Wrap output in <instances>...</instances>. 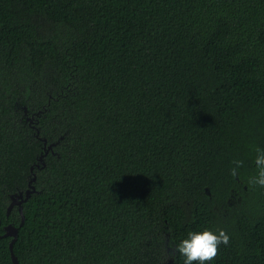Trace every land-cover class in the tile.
I'll return each mask as SVG.
<instances>
[{
	"label": "trees",
	"instance_id": "trees-1",
	"mask_svg": "<svg viewBox=\"0 0 264 264\" xmlns=\"http://www.w3.org/2000/svg\"><path fill=\"white\" fill-rule=\"evenodd\" d=\"M257 148L264 0H0V264H264Z\"/></svg>",
	"mask_w": 264,
	"mask_h": 264
},
{
	"label": "clouds",
	"instance_id": "clouds-1",
	"mask_svg": "<svg viewBox=\"0 0 264 264\" xmlns=\"http://www.w3.org/2000/svg\"><path fill=\"white\" fill-rule=\"evenodd\" d=\"M255 153L256 174L249 182L264 187V150L257 148ZM233 164L231 173L236 175L241 162L237 160L233 161ZM228 239L223 230L189 231L186 237L176 244V251L183 257V264H211L217 254L218 246L227 245Z\"/></svg>",
	"mask_w": 264,
	"mask_h": 264
},
{
	"label": "water",
	"instance_id": "water-1",
	"mask_svg": "<svg viewBox=\"0 0 264 264\" xmlns=\"http://www.w3.org/2000/svg\"><path fill=\"white\" fill-rule=\"evenodd\" d=\"M45 144V141H44ZM55 144H50L49 146H47L44 149V155L47 154L48 150L51 149L52 146H54ZM42 157H40V161H41ZM42 166L43 163H42ZM33 167H31V171H32ZM35 175L33 174V176L31 177V179L29 180L28 183V188L24 191V192H19L17 194H13L10 196V204L9 207L7 209V215L9 214L10 210L15 206L18 208V212L21 218L19 227H21L24 223V216H23V208H22V204L23 202H25L30 196L31 194L35 193V188L32 185L33 182H35ZM17 235H18V228L13 226V225H7L4 227V234L2 235V237H9L11 238L10 242H9V251H10V257H11V261L13 264H19L17 257L14 255L13 253V244L17 239ZM171 261H169L170 263Z\"/></svg>",
	"mask_w": 264,
	"mask_h": 264
}]
</instances>
